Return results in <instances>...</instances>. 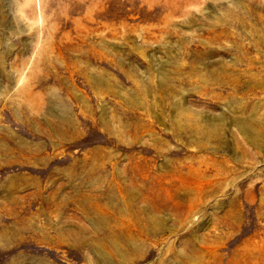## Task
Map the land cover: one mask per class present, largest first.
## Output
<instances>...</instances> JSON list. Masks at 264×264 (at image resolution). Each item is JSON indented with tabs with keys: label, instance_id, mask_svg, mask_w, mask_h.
<instances>
[{
	"label": "rangeland",
	"instance_id": "1",
	"mask_svg": "<svg viewBox=\"0 0 264 264\" xmlns=\"http://www.w3.org/2000/svg\"><path fill=\"white\" fill-rule=\"evenodd\" d=\"M0 264H264V0H0Z\"/></svg>",
	"mask_w": 264,
	"mask_h": 264
}]
</instances>
